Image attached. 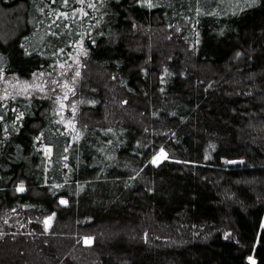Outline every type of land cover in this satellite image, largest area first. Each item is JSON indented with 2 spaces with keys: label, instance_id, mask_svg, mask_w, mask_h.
<instances>
[{
  "label": "trees",
  "instance_id": "obj_1",
  "mask_svg": "<svg viewBox=\"0 0 264 264\" xmlns=\"http://www.w3.org/2000/svg\"><path fill=\"white\" fill-rule=\"evenodd\" d=\"M152 3L0 0L5 76L83 53L78 139L0 108V264H264V0Z\"/></svg>",
  "mask_w": 264,
  "mask_h": 264
},
{
  "label": "rangeland",
  "instance_id": "obj_2",
  "mask_svg": "<svg viewBox=\"0 0 264 264\" xmlns=\"http://www.w3.org/2000/svg\"><path fill=\"white\" fill-rule=\"evenodd\" d=\"M81 51V45L77 44L75 47V52L69 60L50 68L49 72H53V68L55 69L52 77H48L47 75L40 76L41 72H39L36 73L35 76L32 75L28 80H21L14 76H6L7 82H5V80L3 79H0V95H3L5 90H7L10 94L14 91L19 92L20 89L25 86V82H28L32 85H40L44 83L46 90L44 92H40L35 87H33L29 89L31 96L34 98L48 99L57 111L58 117L61 123L63 124L66 132L69 134L70 138L72 140L78 139L80 135V130L77 127L78 122L76 120L80 100L77 99L76 89L74 88V86L76 85L77 80L79 78L75 77V71H80L81 69V56L83 54ZM61 64L70 65L71 67L61 68ZM63 72H66L67 75H61V73ZM73 77H75V79H73ZM51 79L59 80L61 85L67 82L68 87L64 88L61 86L51 85L52 87H55V92H49L47 91V87L50 85ZM17 81H19V83H17ZM64 96H67V99H63ZM18 98L27 99L23 93H21ZM49 154L50 152L47 153V155ZM161 159L162 157H160L158 161H160ZM85 243L89 244L90 241L88 240V242H86L85 240Z\"/></svg>",
  "mask_w": 264,
  "mask_h": 264
},
{
  "label": "snow or ice",
  "instance_id": "obj_3",
  "mask_svg": "<svg viewBox=\"0 0 264 264\" xmlns=\"http://www.w3.org/2000/svg\"><path fill=\"white\" fill-rule=\"evenodd\" d=\"M54 2H55V0H54ZM78 2L83 4L84 0H78ZM138 2L146 3L149 8L154 6L153 3H152V0H138ZM251 2H252V4H254V3H256V0H251ZM63 3H64L65 6H67L69 4V0H63ZM249 6H251V5H249ZM88 7H93L94 8L95 4L89 3ZM73 11L74 12L79 11L82 15H87V13H85L82 8L78 9V10L74 9ZM197 11H199V9H197ZM59 15L66 17L67 13H59ZM53 35H56V33H53ZM59 51L63 52L64 50L63 49H59ZM60 66H61V68H65V67L70 68L71 67L70 65H66V64H61ZM54 71H55V69L53 68V72ZM53 72H48V73L41 72L40 76L47 75L48 77H52ZM35 75H36V73H33V76H35ZM61 75L66 76L67 73L63 72V73H61ZM79 76H80V72L78 70L75 71V77H79ZM75 77H73V79H75ZM0 79H3V80H5V82H7V79H6V76H5L4 72H3V70H0ZM17 83H19V81H17ZM51 85L61 86V87H64V88L68 87L67 82H65L63 85H61L59 80L51 79L50 85L47 87V91L52 92V93L55 92V87H52ZM33 87H35L40 92H44L46 90L44 83H42L40 85H32V84H29L28 82H25V86L22 89H20L19 92H15L14 91L13 93L10 94V93H8L7 90H5L3 95H0V108H4L6 110H8L10 108V105L6 104V103H3V101L11 100L14 103H18L19 102L18 101V97L21 95V93H23L26 96V98L29 100V102H30L31 99H33L34 97L31 96V93L29 92V89H31ZM69 90H71V89H69ZM63 99H67V96H64ZM62 107H63V105H62ZM10 110L15 113L17 111V108L16 107H11ZM23 116H24V112H19V114L16 115V117H15V121H20L23 118ZM0 121H4L5 122L3 130H4V133H5V139H7V136L10 134V130L8 128L7 120H6V117H5L4 114H0ZM42 135H43V133H41V136ZM41 136H37L36 140H40ZM44 151H45L46 154L49 153L51 151L50 146L45 145L44 146ZM160 157H165L166 158V154H165L163 148H161L160 153H159L158 156L153 157V161L152 162L153 163H157ZM65 159H67V157H65ZM226 162L227 163H234V161H226ZM17 191H19V192H23L24 191L23 184L18 186ZM61 202L65 203V201H61ZM50 219H51V217H48V218L45 219V227L46 228L48 227V221ZM85 240H86V242H88L89 238H85ZM248 259H249V261L252 262V264H255V261L253 260V257L249 256Z\"/></svg>",
  "mask_w": 264,
  "mask_h": 264
},
{
  "label": "water",
  "instance_id": "obj_4",
  "mask_svg": "<svg viewBox=\"0 0 264 264\" xmlns=\"http://www.w3.org/2000/svg\"><path fill=\"white\" fill-rule=\"evenodd\" d=\"M233 164H235V163H230V165H233ZM20 193H22V192H20ZM61 205H62V206H65L66 203H62V202H61Z\"/></svg>",
  "mask_w": 264,
  "mask_h": 264
}]
</instances>
